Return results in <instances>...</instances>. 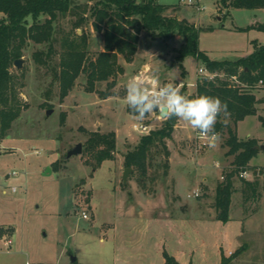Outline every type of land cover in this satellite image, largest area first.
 <instances>
[{"label": "rangeland", "instance_id": "374dc122", "mask_svg": "<svg viewBox=\"0 0 264 264\" xmlns=\"http://www.w3.org/2000/svg\"><path fill=\"white\" fill-rule=\"evenodd\" d=\"M76 2L85 4L88 0ZM158 2L169 6L164 11L167 16L186 19L197 27L199 49L212 59L236 60L254 50V40L264 44V31L255 28L264 22L262 9L228 10L221 0ZM89 15L79 28L74 25L76 17L72 14L58 17L48 64L36 61L34 53L39 51L45 56L49 42L29 39L22 67L11 68L23 108L9 134L0 139V233L6 232L13 240L9 245L5 238L1 239L0 251L14 249L18 254L12 258L2 255L0 264L5 263L4 259L8 264H26L27 260L113 264L114 254L139 264H163L166 250L172 255L183 251L182 260L188 262L192 258L195 264H221L222 254L228 264H264V232L248 233L240 221L246 218L242 180L238 176L234 181L239 190L232 195L230 207L233 219L220 220L214 231L200 228L199 233L195 232L200 222H209L205 216L216 218V187L234 159V155L227 154L226 130L219 132L217 147L197 151L196 130L177 118L165 146L157 144L150 151L146 173L130 166L127 182L122 179L127 167L126 153L135 148L142 135L161 128L167 119L158 112L150 113L144 120L129 113L127 82L138 77L149 89L171 83L183 95L193 98L197 79L205 76L198 70L205 68L201 59L188 56L182 63L178 61L183 37L153 38L143 31L135 54L138 64L129 75L117 74L113 88L108 87L107 81H99L90 90L83 72L68 95L61 97L58 73L65 37L85 31L89 56L103 49V34L94 29ZM45 19L46 15L38 18ZM0 20H6L5 13L0 12ZM33 21L28 18L29 24ZM119 61L124 63L123 55ZM104 92L111 95L104 98ZM256 93L263 95L264 88H258ZM135 124L148 128L143 131ZM89 131L116 132L115 158L103 161L97 168L88 162L89 155L83 151L67 157L69 149L78 142L86 143ZM238 135L263 137L264 127L258 115H250L239 123ZM258 140L264 144V139ZM250 163L256 165L255 174L245 178H259L264 191V150ZM82 212L89 218H84ZM128 216L137 222L120 224L126 228L125 238L114 241L116 222ZM263 223L264 199L250 224L264 229ZM199 236L206 244L204 250L197 247ZM102 237L107 241L102 242ZM187 247L197 250L192 255ZM71 255L77 257L76 263L71 261Z\"/></svg>", "mask_w": 264, "mask_h": 264}, {"label": "trees", "instance_id": "16d2710c", "mask_svg": "<svg viewBox=\"0 0 264 264\" xmlns=\"http://www.w3.org/2000/svg\"><path fill=\"white\" fill-rule=\"evenodd\" d=\"M221 4L228 10L264 8V0H221ZM168 7L158 0H88L85 4L77 3L76 0H0V12L6 14V20H0V139L9 134L23 108L16 88V77L11 71L14 60L23 56L28 40L32 39L49 42L45 56L39 51L34 53L36 61L48 64L54 50V22L61 14L75 16L74 25L79 28L86 23L90 13L94 29L103 34V49L95 56H89L85 31L82 34L69 33L63 40L58 73L62 98L68 95L75 80L83 72L87 74L90 90H94L99 81H107L108 87L113 88L116 75L124 71L119 63L120 55L127 62L134 59L143 31L153 38L177 35L184 38L177 54L178 61L182 63L188 56L197 57L209 72L215 74L212 79L207 76L197 79L195 97L205 94L219 97L227 103L230 113L226 121L222 116L218 117L215 125L216 132L227 131V154L234 155L229 168L224 170V180L216 187V219L224 222L230 220L232 195L239 190L235 186V176L242 180L240 190L247 218L259 210L262 182L259 178H244L241 172L254 171L256 165L250 161L261 149L256 147L259 145L256 137H239L237 125L250 115H258L264 127V94L258 96L256 93L258 88H264V83L259 84L261 80L264 81V44L254 40V50L236 60L212 59L199 49L197 27L186 19L164 14ZM41 15H46L45 21L38 20ZM29 17L34 20L31 24L28 23ZM255 28L264 31V22L257 23ZM110 95L109 92L103 93L104 98ZM128 112L135 115L129 108ZM176 123V117L167 118L161 128L142 135L135 148L126 153L125 165L134 166L145 174L150 151L157 144L165 146V139L171 137ZM116 145L115 131H89L83 153L89 155L88 162L97 168L103 161L115 158ZM252 203L255 204L253 208L250 205ZM163 255V264H181L167 250ZM221 264H228L223 254Z\"/></svg>", "mask_w": 264, "mask_h": 264}, {"label": "clouds", "instance_id": "9594fccd", "mask_svg": "<svg viewBox=\"0 0 264 264\" xmlns=\"http://www.w3.org/2000/svg\"><path fill=\"white\" fill-rule=\"evenodd\" d=\"M125 99L136 119L144 120L153 112L169 119L176 117L206 138L210 148L217 147L220 139L215 131L218 117L226 121L230 115L227 103L219 97L205 94L189 98L171 83L150 90L138 77L127 82Z\"/></svg>", "mask_w": 264, "mask_h": 264}, {"label": "crops", "instance_id": "0c3cea01", "mask_svg": "<svg viewBox=\"0 0 264 264\" xmlns=\"http://www.w3.org/2000/svg\"><path fill=\"white\" fill-rule=\"evenodd\" d=\"M263 10L264 11V8H257V10ZM103 47V46H102ZM120 62V61H119ZM139 62V59L138 57H134V59L131 61V62H127L126 60L124 61V63H121L120 64L123 66L124 68V71L122 72V75H129L130 71L134 68V66L136 64H138ZM149 64H147V67H148ZM144 65L141 66V68H143ZM138 75V73H137ZM247 118V117H246ZM245 118V119H246ZM244 119V120H245ZM242 120V121H244ZM242 121H240L239 123H241ZM239 123L237 125V132H238V127H239ZM240 137V136H239ZM248 137H256L258 139H264V136L263 137H260V136H251L249 135ZM242 138V137H241ZM1 142V141H0ZM252 180V179H250ZM264 199V191L262 193V197H261V200L260 202ZM258 214V211L255 213V214H252L251 216L247 217L245 220H240L243 224V228L245 229L246 232L248 233H263L264 232V229H259L258 225L257 226H254V225H251V221L256 217V215ZM89 218V217H88ZM205 218H208L209 219V222H200L198 227H197V230L195 229V232L197 231L199 233V229L203 228L204 230L206 231H214V228L216 226H219L220 224V220H217L216 218H212L209 214L208 216H205ZM233 217L230 216V220H232ZM121 220H124L123 222ZM119 221L116 222L115 226H114V234H115V238H114V241H123L122 239L125 238V235H126V228H121L120 224H135L137 221L134 219L133 220V217H125L123 219H121ZM208 224V225H207ZM264 224V223H263ZM3 225V224H2ZM203 225V226H201ZM206 225V226H205ZM6 226V225H5ZM2 227V226H1ZM7 227V226H6ZM263 228V227H262ZM120 229H123L124 231L121 232ZM14 231V230H13ZM117 231V232H116ZM120 231V233H118ZM205 231V232H206ZM12 235V234H11ZM199 235V234H198ZM225 235V234H224ZM5 238V243L6 244H9L11 245L13 243V240L11 238V236H9V234L7 235L6 232H2L0 233V240ZM102 242H105L107 240H105V238H101L100 239ZM205 242L204 240H201L200 236H199V241H198V249L199 248H202L204 250V247H205ZM114 252H115V248H116V245L114 244ZM188 248V247H187ZM188 249H191V253L193 255V253H195V251L197 249L193 248V247H189ZM182 252L183 251H178L177 253L173 254L174 256H176V258L179 260V262L181 264H195L194 260L191 258L188 262H185L182 260ZM16 254H18V250H14V249H10V250H7V251H0V258L2 255H7L6 258L8 257H13L15 256ZM12 260V259H11ZM5 263L4 264H8L7 263V259H4ZM13 261V260H12ZM38 263H52V262H31L30 260H27L26 264H38ZM54 264V263H52ZM113 264H139L138 262H135L134 260L131 261L130 259H126V258H123V257H120V256H116L114 254V257H113Z\"/></svg>", "mask_w": 264, "mask_h": 264}, {"label": "built area", "instance_id": "2783aa9c", "mask_svg": "<svg viewBox=\"0 0 264 264\" xmlns=\"http://www.w3.org/2000/svg\"><path fill=\"white\" fill-rule=\"evenodd\" d=\"M188 2H190V3H192L193 2V0H187ZM199 72L200 73H202V74H205V76H207L209 79H212V78H214V76H215V74L214 73H212V72H209L206 68H204V67H200L199 69ZM264 83V81L263 80H261L260 82H259V84H263ZM163 86V85H162ZM157 87H160V86H156V88ZM153 89H155V88H150V90H153ZM134 127L135 128H137V129H141V130H147V128H148V126L147 125H145V124H135L134 125ZM218 133V132H217ZM196 141H197V145H196V150L197 151H199L200 149H204V148H206L207 146H208V140L206 139V138H203V137H200V136H198V133H197V131H196ZM0 145H1V142H0ZM255 174L254 173V171H252V170H245V171H243V172H241V176L242 177H246V176H248V175H250V174ZM260 172H258V174H259ZM223 177H224V175H223ZM13 190L15 191L16 190V188H13ZM194 195L195 196H197V195H199L198 193H194ZM82 215H83V217L84 218H88L89 216H88V214L86 213V212H82Z\"/></svg>", "mask_w": 264, "mask_h": 264}, {"label": "water", "instance_id": "95a60500", "mask_svg": "<svg viewBox=\"0 0 264 264\" xmlns=\"http://www.w3.org/2000/svg\"><path fill=\"white\" fill-rule=\"evenodd\" d=\"M23 58H17L14 60V65L17 68H21L23 65ZM51 112V110H47V114H49ZM160 116H162L161 114H159ZM163 117V116H162ZM259 149H263L264 150V144H259L256 146ZM83 151V143L82 142H78L74 147H72L71 149H69L68 153H67V157H70L72 155H78L81 154ZM132 171V167H125L123 174H122V179L124 182H127L128 177L130 175V172ZM77 260V257L75 255H71V261L75 262Z\"/></svg>", "mask_w": 264, "mask_h": 264}]
</instances>
